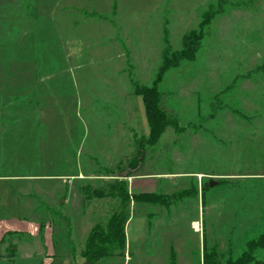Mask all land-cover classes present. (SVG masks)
<instances>
[{"label": "rangeland", "instance_id": "obj_1", "mask_svg": "<svg viewBox=\"0 0 264 264\" xmlns=\"http://www.w3.org/2000/svg\"><path fill=\"white\" fill-rule=\"evenodd\" d=\"M217 1L0 0V124L19 134L2 156L0 215L51 229L50 264H75L125 205L121 186L159 203L129 196L123 255L96 264H203L204 248L236 258L264 233V0H224L195 60L161 76L156 142L133 93Z\"/></svg>", "mask_w": 264, "mask_h": 264}, {"label": "trees", "instance_id": "obj_2", "mask_svg": "<svg viewBox=\"0 0 264 264\" xmlns=\"http://www.w3.org/2000/svg\"><path fill=\"white\" fill-rule=\"evenodd\" d=\"M227 2L218 0L215 5L209 7L202 14L201 21L196 30L187 33L181 44L179 51H171L167 48L163 51L162 62L157 74V78L152 87H139L137 84L133 87V93L140 96L143 101L146 120L149 126V141L156 142L160 138L163 129L168 125L167 114L160 108V95L156 88V84L160 81L161 76L172 68L178 67L183 62H193L200 48L201 41L206 35V30L212 20L224 12ZM229 4V3H228ZM123 177H127L124 174ZM121 183L114 182L113 187L117 189ZM122 192L114 194L122 200L121 210L114 212L107 219L106 226L103 223H97L87 237L86 244L81 252L87 264H96L104 258H111L115 255H123L125 248V223L127 220L126 203L129 201V196L136 200H142V195L148 197L147 202L159 203L158 198L153 194L128 195L123 186ZM101 196V195H100ZM246 250L236 258H232L231 251L227 253V258L224 260L216 252L215 248L208 250L204 248L203 264H260L256 259L255 253L258 249H264V233L255 240H250L245 248ZM171 264H174L171 262Z\"/></svg>", "mask_w": 264, "mask_h": 264}, {"label": "crops", "instance_id": "obj_3", "mask_svg": "<svg viewBox=\"0 0 264 264\" xmlns=\"http://www.w3.org/2000/svg\"><path fill=\"white\" fill-rule=\"evenodd\" d=\"M5 91V90H4ZM7 97L5 94H0V107L3 111L0 113V121L7 123L8 113L5 112ZM10 120V119H9ZM11 131L8 128L3 129L0 124V166L2 167L5 163L2 156H5L10 152L12 145V139L17 138L19 134H10ZM17 135V136H16ZM9 178L8 176H0V181H5ZM1 184V183H0ZM20 196H28L30 192L25 186H19ZM33 196V195H32ZM5 197V195H4ZM6 200V199H5ZM4 200V203H5ZM27 205V204H26ZM25 208L28 210V206ZM5 211V208L0 207V214ZM6 216L0 215V264H16V261L23 256L25 264L36 262V264H50L53 257L59 256V246L54 244V238L51 236L52 230L48 227L43 230L40 229L39 224L33 221H29L27 218L16 217L18 219H10ZM14 217V216H12ZM11 220V221H9ZM26 220V221H25ZM12 236H15L11 242H5ZM66 241L68 243V234H66ZM9 247V252L6 249ZM25 250V251H24ZM57 251V252H56ZM55 252V253H54ZM82 252V250H81ZM75 256V264H86V259L81 255ZM67 255L62 254L63 258ZM44 259V261H41ZM45 262V263H44Z\"/></svg>", "mask_w": 264, "mask_h": 264}, {"label": "bare ground", "instance_id": "obj_4", "mask_svg": "<svg viewBox=\"0 0 264 264\" xmlns=\"http://www.w3.org/2000/svg\"><path fill=\"white\" fill-rule=\"evenodd\" d=\"M193 226H194V227H197V224L195 223V224H193Z\"/></svg>", "mask_w": 264, "mask_h": 264}]
</instances>
